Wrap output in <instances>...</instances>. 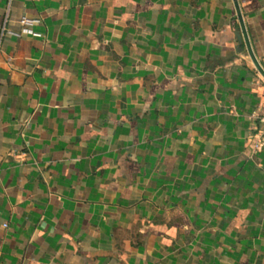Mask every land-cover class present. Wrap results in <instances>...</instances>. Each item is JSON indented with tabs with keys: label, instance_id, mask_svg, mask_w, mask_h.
I'll return each instance as SVG.
<instances>
[{
	"label": "crops",
	"instance_id": "crops-1",
	"mask_svg": "<svg viewBox=\"0 0 264 264\" xmlns=\"http://www.w3.org/2000/svg\"><path fill=\"white\" fill-rule=\"evenodd\" d=\"M237 3L264 69V0ZM240 35L233 0H0V264H264Z\"/></svg>",
	"mask_w": 264,
	"mask_h": 264
},
{
	"label": "water",
	"instance_id": "water-1",
	"mask_svg": "<svg viewBox=\"0 0 264 264\" xmlns=\"http://www.w3.org/2000/svg\"><path fill=\"white\" fill-rule=\"evenodd\" d=\"M233 2H234L235 10H236L237 20L239 23L240 34H241L240 36L242 37V40L245 44V47H246L247 53L251 59V62L253 63L256 70L260 73V75L264 78V69L258 63V61L256 60V58L253 54V51H252V48H251V45L249 42L248 34L246 32V28H245L244 23H243L242 15H241L240 9L238 7L237 0H233Z\"/></svg>",
	"mask_w": 264,
	"mask_h": 264
},
{
	"label": "built area",
	"instance_id": "built-area-1",
	"mask_svg": "<svg viewBox=\"0 0 264 264\" xmlns=\"http://www.w3.org/2000/svg\"><path fill=\"white\" fill-rule=\"evenodd\" d=\"M38 22H39L38 19H30L27 17H21L19 20V23L21 26L20 32L17 33V32H12V31H8V30L6 32H8L14 36H20V34H26V35H30L32 37L38 38V37H41V34L32 29V26ZM258 147H259V143L255 142L253 144V148L257 149Z\"/></svg>",
	"mask_w": 264,
	"mask_h": 264
}]
</instances>
